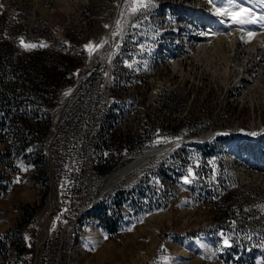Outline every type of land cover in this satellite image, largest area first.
I'll return each instance as SVG.
<instances>
[{"label": "rangeland", "instance_id": "obj_1", "mask_svg": "<svg viewBox=\"0 0 264 264\" xmlns=\"http://www.w3.org/2000/svg\"><path fill=\"white\" fill-rule=\"evenodd\" d=\"M214 1L230 12L251 9L244 24L223 15L216 34L249 28L264 36L261 0ZM191 5L200 15L212 10L209 0ZM155 7L150 0L132 16L126 0H0V264H264L263 100L252 106L239 88L228 93L204 61L191 66L190 86L178 75L168 80L174 89L153 95L168 76L167 69L156 75L150 49ZM118 20L123 31L113 35ZM105 41L94 51L85 47ZM104 46L96 65L92 57ZM11 57L27 60L38 75L52 72L56 97L48 103L34 93ZM94 68L93 85L78 95ZM27 95L35 101L29 108L21 102ZM80 105L85 118L73 132ZM66 109L62 145L55 123ZM108 115L114 128L104 153L113 167L135 150L204 133L208 141L164 149L105 185L101 177L113 167L97 174L87 161L102 154L90 141ZM10 119L27 134L25 143L8 129Z\"/></svg>", "mask_w": 264, "mask_h": 264}, {"label": "bare ground", "instance_id": "obj_2", "mask_svg": "<svg viewBox=\"0 0 264 264\" xmlns=\"http://www.w3.org/2000/svg\"><path fill=\"white\" fill-rule=\"evenodd\" d=\"M210 3L212 10L203 11L202 15H200L201 10H195L196 16L201 17V21L208 27L203 34L205 41L195 48V57L201 62L204 61V67L215 77L224 79L225 89L228 93L239 88L242 90L239 92L240 98H248L252 106L257 97H261L264 103V63L257 72L254 68L256 55L260 53L261 48L264 50V36L259 38L249 36L247 32L249 28H233L226 33L216 34L215 31L223 23L224 16L217 13L215 1L211 2L210 0ZM107 42V47H109V36ZM262 58L264 59V55ZM172 67V69L175 68ZM211 135L209 134L207 139ZM182 141L189 140H175V142H169L157 148H147L137 152L132 161L125 162L126 164L124 163L115 169L107 177V181H112V178L116 175L121 176L134 171L146 164L154 155L172 147L162 153L168 152L180 145Z\"/></svg>", "mask_w": 264, "mask_h": 264}, {"label": "built area", "instance_id": "obj_3", "mask_svg": "<svg viewBox=\"0 0 264 264\" xmlns=\"http://www.w3.org/2000/svg\"><path fill=\"white\" fill-rule=\"evenodd\" d=\"M193 1L155 0L156 7L153 13V20L156 22V25H154L153 32L151 33L153 39L151 40L150 49L153 54L154 63L156 64V75H158L160 69H167L166 73L168 76L163 77L166 78L163 82L155 84L153 95L161 93L164 90L174 89L173 84L169 83L168 80L174 81L178 75L181 77L180 79H184V81L188 80L189 83L187 84L189 86L191 84V79L187 77L192 68L191 66L199 61L195 57V48L198 46L199 38L203 37L204 32L202 27L204 23L199 21L195 15L197 7L191 5ZM184 64L187 66L186 69L184 68ZM172 66L175 68L172 69ZM203 68L202 72H207ZM209 132L212 131L209 130L207 133ZM203 136H205V133L200 137L190 138L191 140L189 141L205 144L208 140L202 139L201 137Z\"/></svg>", "mask_w": 264, "mask_h": 264}, {"label": "trees", "instance_id": "obj_4", "mask_svg": "<svg viewBox=\"0 0 264 264\" xmlns=\"http://www.w3.org/2000/svg\"><path fill=\"white\" fill-rule=\"evenodd\" d=\"M9 63L11 64V66L13 67V69H15V71H18L21 75V77L25 80L30 82V85L32 86L34 93H38V94H42V97L44 98V100L46 102H50L51 98H55L56 95L54 93V90L50 89L52 85V81L54 74L51 72V74L49 75L50 77H52V80H50V77H47L45 71L42 72V74L38 75L36 72L32 71V67L31 64L27 61V60H21L19 58L16 57H11L9 59ZM27 64V65H26ZM96 71V68L92 69L88 75L83 79V82L80 85V88L77 92L78 95L82 94L85 87L88 86L91 87L93 85V81H94V75ZM42 75V76H41ZM47 91H46V90ZM13 98H17L19 95L17 94H13L12 95ZM21 102H23L24 107H30V106H34L35 101L33 96L31 95H27L25 96V98L21 99ZM75 103V102H74ZM83 108V109H82ZM83 110H86L85 107H82L81 105L77 107V113L75 114V119L72 123V126H70V128H72L73 132L77 131V126H78V122L80 120H84L83 117ZM68 110L66 109L63 114L62 117L59 120L58 123V134L56 136V140L58 142H61V144L63 145V135L64 132L66 131L65 129L66 124H67V115H68ZM46 118V117H45ZM47 123H49L50 121V116L47 115ZM113 117H109V115L107 117H105L103 119V121H101L97 128L95 129V135L93 137V139H91V148L92 151L97 152L100 151L102 154L101 156H99L97 158V160L94 158H89L87 161V164L90 165L93 170L97 173V174H104L106 172H108L115 164L116 161L112 160L110 157L106 156L105 157V151L106 149H109V147L111 146V142L110 139L112 137V130L114 128V124H113ZM8 125V129L10 130V132H12V134L17 137V140L20 143H25L26 139H27V134L25 135L24 132L20 131V128L16 126V124L14 123L13 119H10ZM40 154V152H39ZM41 155V158L45 160V156L44 153L43 155ZM82 167V165H79V168ZM70 179L75 180V182L77 180H79L78 178L80 177V175L76 172H72L69 174ZM99 204H96L94 206V208L99 207Z\"/></svg>", "mask_w": 264, "mask_h": 264}, {"label": "snow or ice", "instance_id": "obj_5", "mask_svg": "<svg viewBox=\"0 0 264 264\" xmlns=\"http://www.w3.org/2000/svg\"><path fill=\"white\" fill-rule=\"evenodd\" d=\"M126 2L129 4L130 15L135 16L137 13L141 12L143 9H145L149 6L150 0H148V2H146V0H126ZM211 2H214V0H211ZM261 3H264V0H261ZM216 11L220 15L231 16L233 22L238 23V24L247 23L248 22L247 17L251 15V9L246 8V7H238L234 11H231V12L226 10V9H222L220 7H217ZM253 19H256V18L253 17ZM260 19H264V16L260 17ZM120 23L121 22L119 20L116 22L118 30L116 32H114L113 35H120L121 32L123 31V29L120 28ZM133 26H135V25H133ZM105 27H108V26L105 25ZM248 35L251 36V35H253V33L249 32ZM21 43L25 48L36 47V45L24 44L23 41H21ZM103 43H106V41L102 42L99 45H96L95 48L93 47V45L91 43L89 45H86L85 47L88 49H92L94 51L95 49L103 47ZM41 46H43V45H41ZM89 54L91 55L92 52L90 51ZM128 66L131 67V65H128ZM252 135H256V133H252ZM185 182H188V181L185 180ZM225 244H227V241H225Z\"/></svg>", "mask_w": 264, "mask_h": 264}, {"label": "water", "instance_id": "obj_6", "mask_svg": "<svg viewBox=\"0 0 264 264\" xmlns=\"http://www.w3.org/2000/svg\"><path fill=\"white\" fill-rule=\"evenodd\" d=\"M107 48L104 46V48H101V49H99L98 51H96L95 53H94V55H93V57H92V59L94 60V62H95V64L97 65L98 64V60H97V54L99 53V52H101V51H103V50H106ZM68 102V99L66 100V102H65V104L64 105H66V103ZM60 116H61V113H60V115H59V117L57 118V120H56V123H55V126L57 125V123H58V121H59V119H60ZM57 134V128L55 127V129H54V134H53V137L55 136ZM192 143H194L193 141H182V143H180V145L181 144H192ZM180 145H177L176 147H174L171 151H173V150H175L178 146H180ZM141 150V149H140ZM137 151H139V150H135V151H133V152H131V153H129L127 156H125L115 167H113V169L112 170H115V169H117L118 167H120V166H122V164L126 161V159H128V158H130L131 156H133L134 154H135V152H137ZM170 151V152H171ZM168 154V153H167ZM166 155V154H165ZM111 170V171H112ZM111 172H109L108 174H105L104 176H102L101 177V180L102 181H105L106 180V178L108 177V175L110 174ZM111 181L110 180H106V184L105 185H108L109 183H110ZM97 202V201H96ZM50 214V213H49ZM48 231H47V227H46V233H47Z\"/></svg>", "mask_w": 264, "mask_h": 264}]
</instances>
